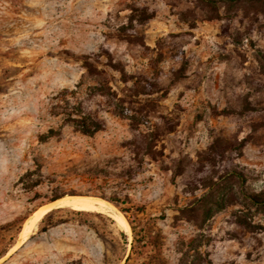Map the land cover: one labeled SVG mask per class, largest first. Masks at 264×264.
<instances>
[{
  "label": "rangeland",
  "instance_id": "1",
  "mask_svg": "<svg viewBox=\"0 0 264 264\" xmlns=\"http://www.w3.org/2000/svg\"><path fill=\"white\" fill-rule=\"evenodd\" d=\"M252 4L219 0L205 20L198 0H0V239L78 194L130 227L55 206L0 264H264ZM78 108L101 128L82 131Z\"/></svg>",
  "mask_w": 264,
  "mask_h": 264
},
{
  "label": "bare ground",
  "instance_id": "2",
  "mask_svg": "<svg viewBox=\"0 0 264 264\" xmlns=\"http://www.w3.org/2000/svg\"><path fill=\"white\" fill-rule=\"evenodd\" d=\"M55 206H69L74 209L81 210H97V211H107L120 225H122L126 230H130V227L126 219L119 213H115L112 210L111 205L102 198L88 195H68L59 197L53 201L44 203L38 206L35 211L22 223V227L18 233V239L15 244L9 248L7 254H9L13 249H15L21 242L25 240L32 228L35 226L37 220L43 216L47 211ZM4 255V256H5ZM1 260V259H0Z\"/></svg>",
  "mask_w": 264,
  "mask_h": 264
},
{
  "label": "trees",
  "instance_id": "3",
  "mask_svg": "<svg viewBox=\"0 0 264 264\" xmlns=\"http://www.w3.org/2000/svg\"><path fill=\"white\" fill-rule=\"evenodd\" d=\"M199 5L201 10L204 11L205 14H203V18L205 20H211V19H217L219 18V6H218V1L219 0H198ZM230 2L232 0H229ZM251 3H256L252 4L251 6L254 5H259L261 6L259 11L263 13L264 11L262 10V7H264V0H249ZM258 6V7H259ZM264 14V13H263ZM151 15V14H149ZM78 115V118L75 121V123L80 127L82 131H85L87 133H91L93 131H96L101 128V124L94 118H92L89 115H86L82 108H78L77 111L75 112ZM229 174L234 175V176H240L241 172L239 169H237L236 166H232L229 169ZM248 198H250L252 201H259L255 195L253 194H248ZM57 197L51 198V200L56 199ZM108 199L113 202L117 203L119 202L115 196H109ZM122 237L124 238V242H126L125 236L121 233ZM15 239V235L9 234L8 236L0 239V258L5 255V253L8 251L9 247L13 244ZM133 248V246H132ZM130 257V254L126 257L125 261L123 264H128V259Z\"/></svg>",
  "mask_w": 264,
  "mask_h": 264
},
{
  "label": "water",
  "instance_id": "4",
  "mask_svg": "<svg viewBox=\"0 0 264 264\" xmlns=\"http://www.w3.org/2000/svg\"><path fill=\"white\" fill-rule=\"evenodd\" d=\"M19 231H20V230H19ZM16 240H17V238L14 239V242H13V244H12L10 247H12V246L15 244ZM25 240H26V239H25ZM25 240H24L22 243H24ZM22 243H21V244H22ZM10 247H9V248H10ZM6 253H7V252H6ZM6 253H5V254H6Z\"/></svg>",
  "mask_w": 264,
  "mask_h": 264
}]
</instances>
